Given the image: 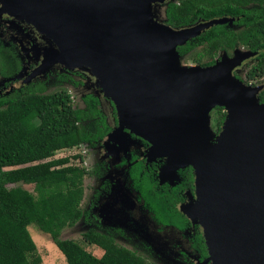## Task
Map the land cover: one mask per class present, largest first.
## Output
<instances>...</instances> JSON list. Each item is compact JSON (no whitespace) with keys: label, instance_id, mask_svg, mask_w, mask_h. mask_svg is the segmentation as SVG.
<instances>
[{"label":"water","instance_id":"95a60500","mask_svg":"<svg viewBox=\"0 0 264 264\" xmlns=\"http://www.w3.org/2000/svg\"><path fill=\"white\" fill-rule=\"evenodd\" d=\"M166 1L0 0V24L40 34L30 49L41 64L27 81L60 65L89 72L116 107L117 131L148 141L150 159L167 158L162 178L193 166L197 196L188 212L203 227L212 264H264V84L233 73L257 52L183 65L179 46L234 18L174 28L159 15ZM216 107L227 111L219 134Z\"/></svg>","mask_w":264,"mask_h":264},{"label":"trees","instance_id":"16d2710c","mask_svg":"<svg viewBox=\"0 0 264 264\" xmlns=\"http://www.w3.org/2000/svg\"><path fill=\"white\" fill-rule=\"evenodd\" d=\"M250 2L256 5L242 7ZM223 16L239 18L233 25L218 24L190 39L179 46L180 55L201 46L197 62L202 64L208 58L203 65H210L221 51L229 53L245 46L257 52V57L244 78L238 77L252 84L264 79V0H178L168 3L164 19L181 28ZM16 66H20L17 54L0 42V74L12 75ZM259 97L264 101V90ZM97 103L89 96L86 109L76 107L67 89L47 92L44 82L0 95V264L42 262L29 230L32 224L51 235L68 264H148L95 229L84 232L83 239L100 247V256L61 238L64 228L76 225L85 215L84 182L94 170L84 165L68 167L71 157L53 156L61 149L94 145L105 125ZM214 110L213 128L221 130L227 111L224 107ZM88 119L96 121L97 133L84 126ZM74 157L84 158L81 154ZM21 183L34 184V192Z\"/></svg>","mask_w":264,"mask_h":264},{"label":"flooded vegetation","instance_id":"af4514ba","mask_svg":"<svg viewBox=\"0 0 264 264\" xmlns=\"http://www.w3.org/2000/svg\"><path fill=\"white\" fill-rule=\"evenodd\" d=\"M174 1L162 3L164 16L168 3ZM253 5L256 4L250 2L242 7L250 8ZM243 15L244 13L240 14ZM232 18L235 21L239 17ZM202 20L205 19L197 22ZM234 21L228 23L233 25ZM2 23V27L6 28V22ZM24 26L27 29H34L29 25ZM2 43L5 48H10L17 54L20 61L19 73L22 70L20 45L14 40L6 42L7 45L4 41ZM236 49L250 50L245 46ZM236 49L229 53L221 51L210 65L220 60L224 52L230 57L234 56ZM256 57L257 54L245 60L233 73L237 76L243 73L246 75ZM27 59L28 63L25 62L27 73L20 79L7 82L0 95L10 94L40 82L46 83L48 78L66 81L81 91L85 107L87 97L97 99V106L104 117L105 125L102 126L100 123L103 134L94 139V145L85 144L95 157L92 170L94 175L98 174L99 179L97 189L93 190L96 201L87 207L83 206L85 215L82 219L87 222L88 230L95 229L98 233L113 237L118 245L142 256L148 264L150 260L148 261L144 255L149 254L156 257L157 260H153L156 264H212L203 227L188 212L193 199L197 196L193 166L180 168L177 171V178L173 174H164L162 178L160 173L167 163V158L150 159L151 144L148 141L130 133L128 129L119 132L115 138L111 137L119 125L116 107L105 95L95 76L78 68L70 70L60 65L48 71L47 78L37 76L27 81L29 75L41 64L34 56ZM16 84L18 86H15ZM259 84H264V79L253 85ZM213 112L214 109L211 115ZM94 123L96 125L95 120ZM94 131L98 132L95 127ZM215 131L219 134L221 130ZM124 196H127L130 202L126 201ZM109 203L110 205L106 207Z\"/></svg>","mask_w":264,"mask_h":264},{"label":"rangeland","instance_id":"374dc122","mask_svg":"<svg viewBox=\"0 0 264 264\" xmlns=\"http://www.w3.org/2000/svg\"><path fill=\"white\" fill-rule=\"evenodd\" d=\"M178 1V0H175ZM163 4H160L158 6L159 8V15L160 17H164V9H163ZM7 26L5 28L2 27L3 23L1 22L0 24V42L2 43L3 41L6 42L14 40L15 43L20 45V60L22 61V69L25 67V62L29 58L26 54V52L23 50L24 49H29V53L31 56H34V52L30 49L32 48L33 44L35 42L32 39H37L38 42H42V39L40 37V34L35 30V29H27L24 26V32H20L19 28H17V25L15 22L11 21H5ZM33 30V32H32ZM26 33H30L31 37H24ZM23 39V41H21ZM21 41V42H20ZM3 44V43H2ZM202 51V47H198L191 52L187 53L185 56H181V62L183 65L191 66V65H197L200 64L197 62V58L199 57V53ZM208 58H204L202 62H206ZM28 63V61H27ZM26 68V67H25ZM13 76L10 75H1L0 76V92L2 91L3 86L7 83V79H11L12 77L16 76L18 73V66H16L13 70L10 72ZM10 76V77H9ZM48 75L45 74L43 78H47ZM245 73L241 75L242 78H244ZM45 80V79H44ZM48 80L45 85L47 88V92H54L58 89L65 88L69 91V93L72 95L73 102L76 107L85 109V102L82 100V94L80 90H77L74 86H72L69 82H63L59 81L56 79H46ZM5 81V83H3ZM14 81V80H11ZM10 82V81H9ZM15 86H18L17 84ZM213 116V117H212ZM215 113L213 112V115H211L212 120L214 121ZM211 120L212 126H213V121ZM94 119H88L84 121V126L89 129V130H94ZM119 132L117 131V128L113 131L111 137L115 138ZM122 133V132H121ZM86 150V151H85ZM81 154L83 155V159L80 160V158H75V155ZM71 157L70 164H68V167H77L79 165H84L88 169H93L94 165V160L95 157L92 155V151L89 150L85 145L73 147V148H65L56 151L55 155L53 158H59V157ZM88 163V164H87ZM98 174L96 175H88L85 178V198L83 200V206L87 207L90 203H94L96 201L94 191L96 190L99 184V179L97 178ZM21 185L34 192V184H29V183H21ZM124 199L128 202H130L129 198L127 196H124ZM106 205V207H108ZM87 222L85 220H80L76 225L74 226H68L63 229L61 233V238L63 239H71L75 242H77L79 245H81L83 248L86 250L92 252L93 254L100 256L102 254V249L94 244H91L83 239V233L88 230ZM29 230L31 232V235L33 239L35 240L37 247H38V253L42 257V262L40 264H68V261L63 254V252L59 249L57 244L54 242L52 239L51 235L43 232L40 230L36 225L32 224L29 226ZM149 261V264H156L155 261L157 260L156 257H154L152 254L149 255H144Z\"/></svg>","mask_w":264,"mask_h":264}]
</instances>
